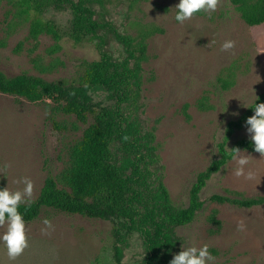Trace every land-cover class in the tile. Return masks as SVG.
Returning a JSON list of instances; mask_svg holds the SVG:
<instances>
[{"label":"rangeland","instance_id":"obj_1","mask_svg":"<svg viewBox=\"0 0 264 264\" xmlns=\"http://www.w3.org/2000/svg\"><path fill=\"white\" fill-rule=\"evenodd\" d=\"M178 2L93 0L90 4L102 25L101 51L115 61L127 57L117 34L137 40L149 34L140 96L131 87L122 112L140 127L141 135L154 130L160 160L147 168L150 175L144 192L145 203L152 205L160 177L172 202L188 204L198 174L220 158L221 144L226 142L230 152L237 141L250 139L243 126L225 141L227 126L254 103V93L264 91V24L247 25L230 0H219L215 12L195 14L179 24L174 18ZM71 17L67 5L61 12L49 10L44 19L65 31ZM30 19L16 1L0 0V70L7 76L28 73L49 81H72L84 61L100 59V40L75 44L64 35L56 51L50 36L33 40ZM226 40L235 41V47L222 50ZM96 99L111 103L107 94L100 93ZM85 127L74 116L57 112L50 102L32 103L0 93V188L22 190L24 184L18 181L30 178L35 200L46 179L67 166L69 149ZM218 127L224 134H218ZM241 151L249 154L246 171L251 170L253 177L235 176L232 169L237 165L232 160L214 174L200 194L204 204L196 219L175 230L178 252L182 245L207 244L216 258L214 264H264V205L241 208L211 200L231 193L264 197V158ZM112 152L122 157V144L116 142ZM215 212L220 225L210 219ZM44 218L51 221V228L42 223ZM4 230L0 226V233ZM26 231L28 247L14 260L0 244V264H117L109 221L45 209L38 219L26 223ZM121 248L122 264H169L172 259L152 258L138 231Z\"/></svg>","mask_w":264,"mask_h":264},{"label":"trees","instance_id":"obj_2","mask_svg":"<svg viewBox=\"0 0 264 264\" xmlns=\"http://www.w3.org/2000/svg\"><path fill=\"white\" fill-rule=\"evenodd\" d=\"M16 1L23 12L31 15L29 37L38 40L50 36L54 50L66 35L75 44L97 42L100 49L102 25L95 20L90 4L93 0H9ZM99 3L105 0H94ZM249 26L264 24V0H230ZM69 5L72 17L67 30L61 31L53 20L44 19L49 10L63 11ZM149 34L135 39L117 34L125 47L127 57L115 61L101 51L100 59L84 61L78 76L70 80L49 81L43 77L22 73L7 76L0 70V93L18 96L32 103L50 102L57 112L74 116L85 129L82 136L69 149V161L56 177L49 176L39 196L30 207L20 206L26 223L32 222L45 209L80 215L112 224L111 240L117 264H122V248L129 236L140 232L145 238L152 258L161 256L169 260L178 252L180 243L175 230L192 223L203 207L200 194L212 176L220 172L231 160L234 149L255 152L250 139L237 141L230 152L221 144V156L207 170L198 174L189 191L187 205L172 202L168 189L159 180L154 204L145 203V190L152 161L160 156L154 145V130L141 135L140 127L130 122L122 112L131 87L139 97L142 89L143 63L147 60L146 39ZM107 94L106 103L96 95ZM255 103L264 102V91ZM254 104V103H253ZM253 104L237 121L228 123L225 141L237 129L245 126L252 115ZM185 115L189 119L186 112ZM123 146L122 157L112 152L113 145ZM142 166L144 168H142ZM145 169V173H144ZM214 195L212 201L228 203L241 208L264 205V197L245 198L239 194ZM213 224L220 225L216 212Z\"/></svg>","mask_w":264,"mask_h":264},{"label":"clouds","instance_id":"obj_3","mask_svg":"<svg viewBox=\"0 0 264 264\" xmlns=\"http://www.w3.org/2000/svg\"><path fill=\"white\" fill-rule=\"evenodd\" d=\"M219 0H179L175 5V21L183 24L190 20L195 14L215 12L218 7ZM222 50H228L235 47V41L226 40L222 44ZM256 97L255 101L259 99ZM252 106L254 112L245 120L246 132L249 135L251 144L255 152L264 158V102L255 103ZM224 134L223 130L218 127V134ZM245 151L234 149L231 160L235 161L237 167L232 169V173L247 179H251L254 173L251 170L246 171L249 164V154ZM5 168L8 165H4ZM24 184L22 190L12 191L7 187L0 188V226H4L5 230L0 233V244L6 249L9 259L14 260L28 247V238L26 231V221L21 213L20 206L30 207L33 203L34 184L30 178L23 177L21 181ZM42 223L47 228L52 227V223L48 218H44ZM244 227L240 222L238 228ZM46 230V229H43ZM215 256L209 251V246H188L182 245V250L174 254L169 264H214Z\"/></svg>","mask_w":264,"mask_h":264}]
</instances>
